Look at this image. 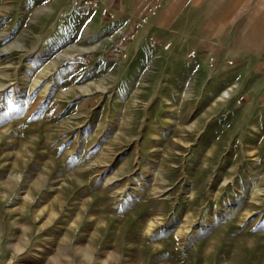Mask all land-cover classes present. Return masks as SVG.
I'll use <instances>...</instances> for the list:
<instances>
[{"label":"rangeland","instance_id":"374dc122","mask_svg":"<svg viewBox=\"0 0 264 264\" xmlns=\"http://www.w3.org/2000/svg\"><path fill=\"white\" fill-rule=\"evenodd\" d=\"M142 29L0 0V264H264V89Z\"/></svg>","mask_w":264,"mask_h":264},{"label":"crops","instance_id":"0c3cea01","mask_svg":"<svg viewBox=\"0 0 264 264\" xmlns=\"http://www.w3.org/2000/svg\"><path fill=\"white\" fill-rule=\"evenodd\" d=\"M111 21L135 28L159 4L141 31L159 47L188 55L194 75L210 87H231L260 101L264 89V0H100ZM228 62L231 64L228 65ZM202 79V80H201Z\"/></svg>","mask_w":264,"mask_h":264},{"label":"built area","instance_id":"2783aa9c","mask_svg":"<svg viewBox=\"0 0 264 264\" xmlns=\"http://www.w3.org/2000/svg\"><path fill=\"white\" fill-rule=\"evenodd\" d=\"M82 2V5L83 6H89V7H94V8H98L99 9V12H100V15H101V18L105 19V18H108L110 17V14H109V11L106 7L102 6L100 0H81ZM159 8V4L158 3H155L154 5H152L151 7H149L147 10H146V13L143 17H141L137 22H136V25H135V28L138 29L139 27H142L146 21H147V17L148 16H153L156 14V11L158 10ZM123 39V38H122ZM169 47V44H166L164 45V49H167ZM195 56L194 52L191 51L188 53L187 55V58L189 59H193ZM231 64V62H228V65Z\"/></svg>","mask_w":264,"mask_h":264},{"label":"bare ground","instance_id":"6f19581e","mask_svg":"<svg viewBox=\"0 0 264 264\" xmlns=\"http://www.w3.org/2000/svg\"><path fill=\"white\" fill-rule=\"evenodd\" d=\"M30 68H31V66H30ZM29 74V73H28ZM23 82V81H22ZM0 87H2V86H0ZM224 96H226V92L224 93ZM223 96V97H224ZM258 192V190H252V195H255L256 193ZM259 194V193H258ZM256 197V196H255ZM259 197V196H258ZM255 199V198H254ZM206 226V224H203L202 226H201V228H204ZM90 258V257H89ZM91 259V258H90Z\"/></svg>","mask_w":264,"mask_h":264}]
</instances>
